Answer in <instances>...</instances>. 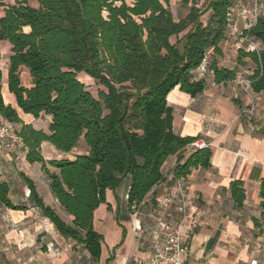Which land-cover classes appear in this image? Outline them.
<instances>
[{"label": "trees", "instance_id": "16d2710c", "mask_svg": "<svg viewBox=\"0 0 264 264\" xmlns=\"http://www.w3.org/2000/svg\"><path fill=\"white\" fill-rule=\"evenodd\" d=\"M0 15V116L18 127L26 160L39 163L66 221L44 198L34 181L19 172L30 190V200L59 234L71 238L95 262L101 260L104 236L94 225L96 209L131 176L128 206L140 209L147 195L166 179L167 159L201 139L183 136L174 127V107L168 95L177 86L195 98L207 87L205 76H197L204 64L213 82L223 84L237 78L239 67L252 63L247 74L253 93L264 92V13L242 31L261 48L238 51L236 65L219 64L222 43L229 34L234 0H179L188 8L175 19L171 0H15L5 4ZM35 4H33V3ZM209 12L204 23L202 16ZM173 38L175 40L173 41ZM11 44L7 85L17 106L25 114L51 116L48 131L26 123L18 110L5 102L2 92L1 43ZM26 68L31 85L21 80ZM85 72L103 87L94 96L79 74ZM241 107L238 98H233ZM264 136V127L258 130ZM84 140L87 153L71 158L46 160L41 144L51 143L61 152H71ZM210 147L195 148L181 155L174 169L177 179L196 168L212 166ZM54 168V171L50 170ZM229 190L236 208L245 205L242 180H233ZM262 213L252 220L264 231V177L260 183ZM0 203L26 210L10 198V185L0 183ZM110 256L108 260H112Z\"/></svg>", "mask_w": 264, "mask_h": 264}, {"label": "crops", "instance_id": "0c3cea01", "mask_svg": "<svg viewBox=\"0 0 264 264\" xmlns=\"http://www.w3.org/2000/svg\"><path fill=\"white\" fill-rule=\"evenodd\" d=\"M221 62L219 59V64L225 66ZM235 65L236 62L232 67H225L234 68ZM201 69L203 66L197 72ZM245 72L251 73L250 69ZM207 74V87L202 94L192 98L177 86L168 95V102L174 107L175 130L183 136L200 135L209 143L213 151L212 166L208 169L196 168L186 178L177 179L174 169L178 158L188 156L194 147L189 145L167 159L163 166L166 179L154 187L139 209L148 203L151 207L155 206L152 208L151 237L140 242L135 236L136 231L142 232L141 221L136 217L139 210L131 212L127 200L131 176H126L121 202L116 194L119 186L115 191L108 190L106 203L101 204L94 213L95 228L103 229V264H130L133 261L146 264L149 255L161 244L157 235L159 225L164 222L176 227L179 223L178 180L184 184L190 218L197 223L196 227H192L186 222L179 229L189 247L190 262L250 264L252 260H257L264 264V231L256 228L252 220L262 213L259 205L262 201L260 183L264 177V136L258 133L261 127L255 123L253 115L262 116L260 107L264 102V92L248 96L241 85L243 78L247 77L240 74L235 80L223 84L214 83L212 73ZM5 84L7 87V81L3 78L4 97L7 103L15 107L13 104L16 100L7 93ZM233 98L240 100L241 107L234 103ZM252 98L257 102V109L248 112ZM16 109L18 112L21 110L19 107ZM20 117L26 123L32 122ZM48 121H51V116ZM13 126L9 137L0 144V165L3 163L10 171L12 169L19 180L12 182L0 174V183L8 182L12 201L26 205L28 209L14 210L0 203V264H40L39 258L45 259V254L50 250L55 255L60 254L59 247L53 246L52 249L49 246L47 251L44 248L45 239L50 238V229L55 226L43 214L42 219L38 218L40 208L30 200V190L19 172H24L34 181L39 196L60 215L61 206L51 193L49 179L46 190L40 189L30 171L33 167H40L42 173L44 170L39 163L31 164L26 160L22 141L14 133L18 126ZM84 145V153H87L88 146L85 142ZM41 151L46 160L66 157L64 152L47 141L41 144ZM21 179L24 185L20 184ZM233 180L244 182L247 197L241 209L236 208L231 199L229 186ZM19 189L22 191L20 194ZM112 210L116 212L115 223L109 219ZM41 220L47 222L48 228H41L42 224L38 223ZM105 231L111 240L110 245H106ZM50 244L54 245V242ZM110 256H113L112 260H108Z\"/></svg>", "mask_w": 264, "mask_h": 264}, {"label": "rangeland", "instance_id": "374dc122", "mask_svg": "<svg viewBox=\"0 0 264 264\" xmlns=\"http://www.w3.org/2000/svg\"><path fill=\"white\" fill-rule=\"evenodd\" d=\"M15 0H4L3 2L5 4L7 3H13ZM235 6L232 10L231 14V23H230V29H229V34L228 37L225 41L222 43V48L224 50V55L220 57L222 60V64L228 67H232L234 63L236 62V55H238V51L241 48H244L246 50H253V49H258L261 48V45L252 41L251 39H246L242 37V31L253 23L254 19L257 17L258 14L264 13V0H234ZM33 3V2H32ZM205 3V0H199L198 1V6L204 9L203 4ZM35 4V3H33ZM170 9L173 13V16L175 19H179L183 16H185L188 12V8L184 7L180 4L179 0H171L170 1ZM4 6L0 5V15L3 14ZM209 12L205 13L202 16V20L205 23L207 21ZM175 38H173V41ZM1 51H2V59H1V68L3 71V78L4 81L6 82L8 80V60L9 56L11 54V44L8 41H3L1 43ZM252 68V63L248 61L247 66H240L239 67V72L242 77H247V73L245 70ZM203 74V76L207 77V72H206V66L205 64L203 65V69L199 70L196 75L199 76V74ZM3 78H2V92H3ZM79 78L81 81H83L88 89L93 93L94 96H98L99 90L103 89V87L95 82L94 79H92L90 76H88L85 72H81L79 74ZM246 79V78H243ZM21 80L22 83L26 86L31 85V77L29 75V72L26 68L22 67L21 69ZM6 87V84H5ZM7 93L10 95H13L10 93L8 85L6 87ZM243 90V88H242ZM4 96V94H3ZM14 96V95H13ZM5 102L6 98L4 97ZM15 99V96H14ZM200 101H198L199 103ZM252 102L254 103V112L257 109L256 106V100L252 98ZM195 103V104H198ZM10 104V103H8ZM16 108L17 104H13ZM20 115L26 120V121H32L33 125L37 128H42L44 130H48L49 128V123L48 117L49 115L42 114L39 118H35L34 116H28L24 114L21 110H19ZM260 112L262 114L261 117L256 116V114L253 115V120L259 127H264V102L260 107ZM13 140V139H11ZM11 144V142H10ZM85 145L84 141L82 140L80 142V145L77 146L75 149H73L71 152L65 153L66 158H71L73 159L75 155L84 153L85 150ZM10 148H14L13 145L11 144ZM1 162V161H0ZM1 163L0 167V174H4L10 181L15 182V180H19L18 176L14 173H12L9 170L8 167L5 166V164ZM38 166V164H37ZM11 167V166H10ZM51 171H54V168L50 167ZM40 169V167H39ZM37 167H33L32 170L30 171L33 175V177L36 179V182L38 183L39 187L41 190H46V186L48 184V176L46 173H42ZM1 176V175H0ZM130 180V177H128ZM127 182L126 177L123 179L121 184L118 187L117 191V197L119 201H122L123 198V189H125V184ZM20 184H25L24 181H20ZM20 192H22L21 189H19ZM27 192V188H25V193ZM111 193V192H110ZM14 195H16L14 193ZM50 204V203H49ZM51 205V204H50ZM155 206L151 207L150 203H148L146 206L143 205L141 210H139L136 213V217L140 219L141 224H142V232L140 230L136 231L135 236L137 241L140 242V240H147V238L151 237V220L153 219V214H152V208ZM60 213L62 217L70 222L72 220L71 216L67 215L62 208H60ZM38 218L42 217V212L39 211V214L37 215ZM42 219V218H41ZM109 219L115 223L116 220V212L115 210L111 211L109 213ZM39 224L41 223L43 227L41 228H48L47 222H38ZM38 224V225H39ZM43 230V229H41ZM98 231L102 232V228L98 227ZM50 238H46V242L44 244V248L47 251L48 247L50 246L52 249L54 248L53 246L59 247L60 249V254L55 255L53 251H49L45 254V259L43 257L39 258L40 264H103L102 259L99 262H95L93 259L90 258L88 252L84 249V247L80 244H77L75 240L64 237L59 234L57 229L53 227L50 229ZM106 231L104 232V234ZM107 234V233H106ZM105 234V239H106V245H110L111 240L108 238V236ZM145 238V239H144ZM54 242L53 244H50L51 242ZM32 257V256H31ZM38 260V259H37ZM32 262V261H31ZM134 262V261H133ZM130 264H136V262Z\"/></svg>", "mask_w": 264, "mask_h": 264}, {"label": "built area", "instance_id": "2783aa9c", "mask_svg": "<svg viewBox=\"0 0 264 264\" xmlns=\"http://www.w3.org/2000/svg\"><path fill=\"white\" fill-rule=\"evenodd\" d=\"M249 80L243 79L241 82L243 91L248 95L252 96L253 91L249 87ZM254 110V103L251 102L248 112ZM12 124L0 116V144L6 140L11 132ZM195 148H206L209 147V143L204 139H199L191 144ZM177 193L180 197V204L178 211L180 215L179 223L176 227L171 224L162 222L159 225L158 237L161 239V244L157 247L154 253H151L147 259L146 264H198L196 262H190L189 258V247L185 242L184 236L180 232L182 224L189 222L192 227H196L197 223L192 220L189 206L186 200V192L184 184L177 181ZM250 264H261L257 260H252Z\"/></svg>", "mask_w": 264, "mask_h": 264}]
</instances>
